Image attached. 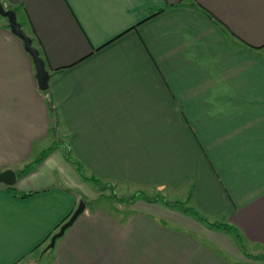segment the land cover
Returning <instances> with one entry per match:
<instances>
[{
	"label": "crops",
	"instance_id": "0c3cea01",
	"mask_svg": "<svg viewBox=\"0 0 264 264\" xmlns=\"http://www.w3.org/2000/svg\"><path fill=\"white\" fill-rule=\"evenodd\" d=\"M3 1L49 78L0 15V171L57 145L0 183V264H238L231 236L153 199L86 206L48 246L81 175L184 195L264 253V0Z\"/></svg>",
	"mask_w": 264,
	"mask_h": 264
},
{
	"label": "rangeland",
	"instance_id": "374dc122",
	"mask_svg": "<svg viewBox=\"0 0 264 264\" xmlns=\"http://www.w3.org/2000/svg\"><path fill=\"white\" fill-rule=\"evenodd\" d=\"M0 2L3 4V6L5 8H9L8 5L3 0H0ZM2 18H4L6 20V17H2ZM54 129H56V128L53 126V132H54ZM51 145L52 144H50V146H48L47 148L51 147ZM56 145L57 144H55V146ZM38 155L39 156L37 158H35V159H39L37 162H35V159H32V160L26 162L22 167L18 168L17 171H19L21 168H23L26 164H29L30 162H34V164L36 165L40 161H42V159L44 158V155L42 153H39ZM73 164H74V162H73ZM74 165H75L76 169H77V166L79 169H82L81 164L79 162H76ZM82 179H84V181H86V183L89 184V186L85 189V192L80 191V193L82 195V200L85 201L84 202L85 207L86 206H91V207L92 206H101V207L113 210V208L111 206H108L107 203H111V202L118 201V200L126 201L128 199H130L131 201H133L135 199H137V200H139V199H147V200L153 199V200H160V201H163L165 203H169V205H167V206H172L177 211L179 210V211H182L186 214L191 215L192 217L194 216V214L190 213V211H187V208L189 206L187 205V203H185V196L183 195L179 198L173 199V197L170 196L172 194H170L167 189L166 190L165 189L155 190V191L153 190L151 192H145V191H140L139 189H132V188H128L125 186L114 187L113 185H110L106 182L101 181L100 179L96 178L95 176H84V175H82ZM190 188H191V186H189V189ZM118 205H120V204H118ZM195 211L198 214H200L197 210H195ZM194 217L197 218L196 216H194ZM199 220H201V219H199ZM207 221H209V220H207ZM202 222L204 224L208 225L209 227H213L212 223L209 224L208 222H205V221H202ZM213 223H220V222H213ZM225 224H227V223H225ZM228 225H230V224H228ZM214 228H216V227H214ZM223 231L226 235L231 236V239L234 240V244H233V246L231 245V247L233 250H234V248L236 250V256L235 257L233 256V259L235 260V262H237L238 264H246V263L247 264L248 263H250V264H264V253L263 252L262 253L253 252V250H246L244 248L243 240L241 239L239 233L233 227L229 228L226 231L225 230H223Z\"/></svg>",
	"mask_w": 264,
	"mask_h": 264
},
{
	"label": "water",
	"instance_id": "95a60500",
	"mask_svg": "<svg viewBox=\"0 0 264 264\" xmlns=\"http://www.w3.org/2000/svg\"><path fill=\"white\" fill-rule=\"evenodd\" d=\"M0 15L6 17L10 30L23 40L24 48L30 54L34 63L37 85L40 89H46L48 85L49 72L45 68L44 61L39 55L38 49L33 46L31 37L24 32L20 23L17 21L15 11L10 8H5L0 2ZM15 179L16 174L12 169L7 168L0 171V183L11 185L15 182ZM84 208L85 203L83 200H80L77 207L73 210L67 220L60 225L59 229L54 234H52L48 246H53L55 239L63 233L64 229L74 221Z\"/></svg>",
	"mask_w": 264,
	"mask_h": 264
},
{
	"label": "trees",
	"instance_id": "16d2710c",
	"mask_svg": "<svg viewBox=\"0 0 264 264\" xmlns=\"http://www.w3.org/2000/svg\"><path fill=\"white\" fill-rule=\"evenodd\" d=\"M205 11V10H204ZM206 12V11H205ZM208 14V12H206ZM210 16V14H208ZM56 143L52 144L51 147L49 148H46L44 151H43V155L45 156L49 151H51L54 146H55ZM70 159V158H69ZM39 159H35V162H37ZM34 162H30L29 164H26L23 168H21L19 171H16V174L19 176V175H22L24 173H26V171H28L32 166H33ZM77 171L81 174L80 172V169L78 168L77 166ZM82 177V175H81ZM6 189L9 190L10 192H15L14 190V187H13V184L12 185H5ZM187 211H190V213L194 214V216H196L197 218L201 219L202 221H205V222H208L209 224L212 223L213 227H216V228H220L222 230H228L229 228H231L232 226L231 225H228V224H225V223H213V222H210V221H207L205 218H203L200 214H198L194 208L192 207H188L187 208Z\"/></svg>",
	"mask_w": 264,
	"mask_h": 264
}]
</instances>
